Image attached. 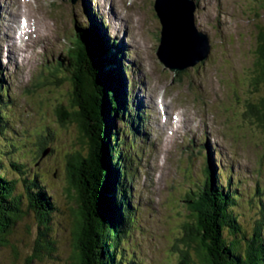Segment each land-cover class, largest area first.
I'll list each match as a JSON object with an SVG mask.
<instances>
[{"label":"rangeland","instance_id":"rangeland-1","mask_svg":"<svg viewBox=\"0 0 264 264\" xmlns=\"http://www.w3.org/2000/svg\"><path fill=\"white\" fill-rule=\"evenodd\" d=\"M1 1L0 20L7 22V32L16 33L21 17H27L29 12L37 17L36 21L33 16L36 24L29 46L20 41L18 43L23 67L18 69L11 65L6 66V60L10 62L18 59V53L6 55L0 48V78L5 81L4 87L7 86L10 92L7 105L11 106V115L13 119L16 118L17 130L20 131L21 139L23 138V145L16 149L23 151L26 157L19 154L15 158L24 162L26 169L30 171L29 177L40 175L43 178L58 211L48 226L46 240L49 248L51 242L54 245L50 254L43 248L37 253L35 251L40 225L37 215L30 212L14 225L7 237L8 242L0 247V264H74L72 257L75 254L73 233L75 226L72 209H77V204L75 201L72 202L70 197L74 191L72 193L70 190L72 188L67 162L69 154L72 155L76 151L83 154L84 152L77 142L74 128H71L72 136H69L57 117L58 103L67 101L61 90L59 78L62 75L57 65L61 62L59 57H66L65 49L70 48L71 42L73 44L77 20L81 18L86 20L89 17L91 21L97 23V18L99 23L108 26V30L103 33L105 35L111 33L112 36V28L123 21L116 18L112 22L111 19L110 21L106 19L104 13L101 14L99 4L105 3V0L89 2L85 0L93 19L91 15L79 16L75 7L82 6L72 1L71 4L68 0L45 2L31 0L36 2L35 6L27 3L26 12L23 6L11 11L10 20L2 17L9 12L10 0ZM116 1L114 8L119 17L121 14L119 10L122 11V8L124 11L126 8L133 9L136 12L134 25L138 24L135 40L139 42L129 54L121 46L124 64L131 65L126 78L127 91L133 96L131 98L134 103L136 102L133 117L137 116L140 102L137 95L141 94V90L151 96L154 102L163 98L165 106H174L177 109L176 112L171 111L176 115L173 118L174 123L176 125L179 123L178 120L181 121L178 125L183 130V115L189 123H192L193 117L195 118L187 134L180 130L179 140L176 142L172 138V126L168 128L172 133L169 140L161 130L162 127H157V142L153 143L158 115L151 112L148 103L145 106L146 100L140 102L147 111L148 120L144 121L142 135L138 136L135 142L133 136L127 133L128 143L122 151L124 154L129 152L130 155L129 159L125 158V163L129 166L128 177L133 176V183L129 184L130 189L127 190L131 203L136 207L132 208L135 212V225L131 227L132 232L126 242H131L132 246L137 244V248H132V251L144 264H179L185 253L198 263L197 246L194 244L188 246L184 236L186 228L195 223L192 208L187 200L196 198L200 193L207 169V167L204 169L205 155L208 156L207 160L213 159L215 168L223 172L226 178L232 177L238 182L235 188H239L238 195L241 197L240 206L244 214L241 220L248 235L253 233L254 224L261 220L260 213L264 203V134L244 116V105L249 89L245 70L250 63L249 48L254 43L256 33L254 24L255 19H258L255 14L256 12L262 14V6L259 4L261 0H208V2L202 0L198 6L194 3L198 30L208 34L211 54L207 60L184 71H172L159 59L162 24L154 9L156 1ZM11 7L14 10L13 4ZM44 27L48 29L45 30ZM118 31L120 34V28ZM34 33H42L44 36L41 39L36 37L34 40ZM45 33L49 34V40ZM126 35L127 32L121 37L123 41ZM119 38L117 42L120 41ZM111 50L112 53L117 52L115 47ZM133 77L134 81L138 78L137 88H133ZM204 100H207L208 104L204 103ZM137 120L140 124L138 118ZM200 125L208 126L210 139L207 138L208 141L203 145H195L197 142H194L190 150L189 143L197 136L196 130ZM7 127L10 136L12 129ZM119 128L122 131L124 127L119 123ZM50 136L54 138L51 145L49 144L53 152L49 151L37 160L41 148L39 140ZM2 139L0 134L1 143ZM131 143L132 145L135 143L133 150L128 148ZM154 148L157 150L160 148L159 154L154 153ZM10 150L7 148L8 154ZM139 150L146 151L141 155ZM151 163L155 165L152 167L155 173L147 172L145 169V166L150 168ZM9 175L13 177L16 173ZM177 176L178 182H181L179 185L173 182ZM224 181L222 180L223 183ZM17 188L19 193L27 195L21 182ZM27 204L26 202L23 208H27ZM89 222H92V219H89ZM262 234L264 235V228ZM29 260L31 262L27 263Z\"/></svg>","mask_w":264,"mask_h":264},{"label":"trees","instance_id":"trees-1","mask_svg":"<svg viewBox=\"0 0 264 264\" xmlns=\"http://www.w3.org/2000/svg\"><path fill=\"white\" fill-rule=\"evenodd\" d=\"M259 4L262 14H255L258 19L254 24L256 33L249 48L250 63L245 70L249 89L244 116L264 134V0ZM82 29L79 28L78 39L74 40L77 50L71 52L68 48L66 57H60L61 62L57 65L60 74L70 73L67 76L70 79L77 73L72 69L83 57L93 77L91 102L88 103L86 98V106L91 112L89 120L95 131L92 142L87 136L86 120L81 114L77 121L82 141L91 150L83 151L84 154L80 151L69 154L67 162L70 190L74 191L70 197L79 209H72L75 226V254L72 258L74 264H144L132 251L137 244L132 246L131 242H126L132 232L131 227L135 225V212L132 211L134 205L127 190L130 188L127 185L129 166L125 158L129 159L130 155L122 151L128 143L127 133L134 139L137 137L130 119L133 110L128 104L127 87L123 86L126 77L121 70L119 55L112 56L107 42L99 41L90 32L85 35ZM118 51L121 53L120 47ZM8 94V89L0 83V134L3 137V144L0 141V247L8 242L7 237L14 225L24 215L34 212L40 225L35 251L37 253L43 248L49 253L54 245L51 242L49 248L47 232L51 218L58 211L57 205L43 178L40 175L29 177L30 171L24 162L15 158L24 154L17 151L23 145V138L11 131V139L7 133L11 115L2 111L6 110ZM56 113L61 127L72 136L71 113L64 109ZM119 123L126 131L124 128L121 131ZM51 135L54 136L53 133ZM53 136L39 140L41 148L37 160L49 151L53 152L49 147ZM7 148L11 149L9 154ZM128 148H134L132 143ZM206 167L200 193L196 198L187 200L195 223L186 228L184 236L188 246H197L199 260L197 263L185 253L179 264H264V203L261 220L254 224L253 233L248 235L241 220L244 214L239 188H235L238 182L218 171L213 159L207 160ZM9 173L16 175L11 177ZM222 180H225L224 183ZM20 182L25 187L26 196L17 190ZM26 202L27 208H23Z\"/></svg>","mask_w":264,"mask_h":264},{"label":"water","instance_id":"water-1","mask_svg":"<svg viewBox=\"0 0 264 264\" xmlns=\"http://www.w3.org/2000/svg\"><path fill=\"white\" fill-rule=\"evenodd\" d=\"M155 10L163 26L161 45L158 56L161 62L172 71H184L194 67L201 61L206 60L211 53L209 37L199 32L195 25L196 8L189 0H156ZM77 32H79L77 30ZM70 51L77 50L71 42ZM80 54V53H79ZM85 58V57H84ZM87 58V57H86ZM85 58V59H86ZM77 73L73 77L61 74V90L64 92L67 101L58 103L56 111H66L72 115V129L77 138L81 151L89 152L85 143L82 141V132L77 121L79 116L86 120L87 136L92 142V135H95L94 125L90 123L91 112L86 106L91 102L93 91V77L90 74L89 64L83 57L76 65ZM94 124L95 121H94ZM98 133H96L97 136ZM99 143L97 142V148ZM91 150V149H90ZM97 150V149H96ZM78 209V206H77ZM79 210V209H78ZM86 223V222H85Z\"/></svg>","mask_w":264,"mask_h":264},{"label":"bare ground","instance_id":"bare-ground-1","mask_svg":"<svg viewBox=\"0 0 264 264\" xmlns=\"http://www.w3.org/2000/svg\"><path fill=\"white\" fill-rule=\"evenodd\" d=\"M73 3H75L76 5H81L82 7H75L76 8V10L79 12V16H81V14H83V17H85V15L86 16H88V15H91L92 13H91V11L89 10V8H88V4L85 2V0H71ZM90 0H88V2H89ZM91 1H93V0H91ZM134 0H131V2H133ZM189 1H191L192 3H193V5H194V3H196V6H198L199 4H200V2L202 1V0H189ZM2 1L0 0V3H1ZM36 2H37V0H36ZM36 2L34 3V2H32L31 0H10V3L8 4L9 5V7H10V9H9V12H7V15L6 16H2V17H4L5 19H7V20H10V12L11 11H15V10H17V9H19L20 7H22L23 6V10L26 12V8H25V5L27 4V3H29L30 5H36ZM44 2H45V0H44ZM206 2H208V0L206 1ZM85 3H86V5H85ZM13 4V6H14V10L12 9V7H11V5ZM92 4H93V2H92ZM117 4V1L116 0H105V3H102V4H99V6H100V8H101V14H105L106 15V19H108L109 21H110V19L112 20V22L113 21H115V19L116 18H118V19H120L121 21H123V23H119L117 26H115L114 28H112V34H113V36H115V38L111 35V33L110 34H107L106 36L104 35L103 36V32H101V30L100 31H96L93 27H95L96 25L94 24V22H93V20L91 21V19L89 18V17H87L86 18V20H82V18L81 19H79V20H77L76 21V26H75V28H77V30H79V26H78V24H79V22L81 23V25H82V28H83V30H84V34L85 35H88V32H90L93 36H95V38L96 39H98L99 41H100V39L102 40V41H105V42H108V41H112V42H114V41H116L115 43H116V45L118 46V47H120L121 48V53L123 52V50H122V47H123V49L129 54L130 53V50L133 48V47H135V45L139 42V41H136L135 40V38H136V31H138L136 28L138 27V24H136V25H134V22H136V12L133 10V9H131V10H126L125 9V16L124 15H122V12L119 10V12L121 13L120 14V17H119V13L117 12V10L114 8V5H116ZM208 4V3H207ZM94 5V4H93ZM95 6V5H94ZM98 6V7H99ZM155 6V5H154ZM195 6V5H194ZM261 6V5H260ZM97 8V7H96ZM196 8V7H195ZM198 8V7H197ZM154 9H155V7H154ZM156 11V10H155ZM157 14V13H156ZM33 14H31V12H29V15L26 17H21V20H20V23H19V25H18V30H17V32L16 33H12V32H7L6 31V26L8 25V24H6L7 22L6 21H2V20H0V24H1V30H0V48L6 53V55H8L9 53H18V55H17V60H15V61H10V62H8L7 60H6V63H5V65L6 66H8V65H11V67H15V68H18V69H20L21 68V66L23 67V60H22V58H21V55L19 54V49H20V47L18 46V43H19V41L22 43V44H25L27 47L29 46V43H30V41H31V36H32V34H33V30L35 29V24H36V22H35V20H34V18H33ZM131 16H133V19H131ZM157 16H158V14H157ZM35 17V19H36V21H37V17L36 16H34ZM194 17H195V14H194ZM1 18V17H0ZM123 18L125 19V20H123ZM98 20L96 19V22H97ZM120 21V22H121ZM127 21V22H126ZM129 21V22H128ZM22 22H26V24L24 25V26H22ZM127 23V24H126ZM127 26H128V29H127ZM19 27H20V30H19ZM118 28H120V30H121V32H120V34H119V31H118ZM44 29L45 30H47L48 28L47 27H44ZM10 30H11V27H10ZM162 31H163V26H162ZM6 32H7V34H6ZM64 32H67V30H64ZM109 32V31H108ZM125 32H127V35H126V37H125V39H124V41H123V39L121 38L122 36H125ZM201 33H203L204 35H206V32H201ZM99 34H101L102 36H100ZM119 34V35H118ZM48 33H45V36L47 37V39L49 40V38H48ZM44 35L42 34V33H39V34H36V33H34V37H33V39L35 40L36 39V37H38V38H42ZM78 36H79V32H76V34L74 35V38H73V40H75V39H78ZM160 36H161V38H162V35H161V33H160ZM118 37H120L119 39H120V41L119 42H117V39H118ZM107 38H109V39H107ZM160 38V39H161ZM121 42H122V44H121ZM109 43V42H108ZM107 43V44H108ZM122 46V47H121ZM19 47V48H18ZM112 47H114V46H112ZM4 48H6V50L4 49ZM110 48H111V46H110ZM22 51V50H21ZM113 53H114V56H116V53L113 51ZM112 53V54H113ZM118 54V53H117ZM63 57V56H62ZM60 58V57H59ZM207 60V59H206ZM202 62V61H201ZM129 63H131V62H129ZM128 64V63H127ZM1 65V64H0ZM136 76V75H135ZM136 79V78H135ZM138 79V78H137ZM135 80L134 81V77L132 78V80H133V82H134V84H133V88H137V86H136V83H138V80ZM125 84H123V86L124 87H128V83H127V81L125 80ZM146 86V85H145ZM144 86V87H145ZM140 95H137V98H138V100L141 102V103H143L144 102V100H146V102H145V106H146V103H148L149 104V109L151 110V112L152 113H154V114H156V115H158V117H157V119H156V125H155V129H154V136H153V143H156L157 142V132H156V129H157V127H162V131L165 133V135H166V138H167V140H169L170 139V134H172L170 131H169V127H171L172 126V130H173V140L176 142L177 140H179V138H178V133L180 132V130H182L184 133H188V130H189V126L192 124V123H194L195 122V118L193 117V119H192V123H189L188 121H187V118L183 115V122H182V124H183V126H184V130L182 129V127L181 126H179L178 124L179 123H181V121H179L178 119V124H176L175 125V123H174V117L176 116V115H173V113H171V111H177V109L174 107V106H172V107H169V106H165V99H161V101H160V99H156V102H154L153 101V98L151 97V96H149L148 94H144V91H141L140 90ZM127 94H128V96H130L129 95V91H127ZM132 96V95H131ZM133 97V96H132ZM143 97V98H142ZM145 98V99H144ZM135 99V98H134ZM127 100H129V99H127ZM136 100V99H135ZM139 102V106H140V108H139V106L137 107V116L136 117H134V118H136V121H138L137 120V118L140 120V122H141V115H142V117L144 116V119L145 120H148V114H146V113H144V111H146V110H143V109H145L144 107H142V104ZM204 103H206V104H208V101L207 100H204ZM198 104L200 105L201 104V102H198ZM160 106L162 107L161 109H160ZM178 108V107H177ZM198 109H201V108H198ZM162 111V112H161ZM2 112H4V111H2ZM134 112V111H133ZM132 112V113H133ZM197 113H199V112H197ZM209 114V113H208ZM132 116H133V114H132ZM208 117H210V115L208 116ZM159 118H160V120H159ZM200 118V117H199ZM201 118H203V116L201 117ZM200 118V119H201ZM163 127H166V129L165 128H163ZM177 128H179V130L177 131ZM196 132H197V136L195 137V139H191V142L189 143V147H190V150L192 149L191 148V146L193 145V143L194 142H197V143H195V145H197V144H199V145H203L204 143H205V141L207 142L208 140H207V138L208 139H210V137H209V129H208V126L207 125H200V127H199V129H197L196 130ZM137 135V134H136ZM195 140V141H194ZM209 144V143H208ZM134 145H135V143H134ZM159 146V145H158ZM140 149V148H139ZM159 150H160V148H159ZM159 150H157L156 148H154V153L155 154H159ZM140 151V150H139ZM146 150H142V151H140L139 153H141V155L145 152ZM141 155H140V158H141ZM161 156H163V155H161ZM161 161H163V159H162V157H161ZM155 165L153 164V163H151L150 164V168L148 167V166H145V169H147V172H150V173H155V171H152V167H154ZM233 168V167H232ZM155 170H156V168H155ZM147 174V173H146ZM152 175V174H151ZM178 180H179V178H178V176L176 177V180H173V182H175L177 185H179L181 182H178ZM133 222V221H132ZM134 223V222H133ZM136 227V226H135ZM135 229V228H134Z\"/></svg>","mask_w":264,"mask_h":264},{"label":"snow or ice","instance_id":"snow-or-ice-1","mask_svg":"<svg viewBox=\"0 0 264 264\" xmlns=\"http://www.w3.org/2000/svg\"><path fill=\"white\" fill-rule=\"evenodd\" d=\"M26 24V22H22V26H24Z\"/></svg>","mask_w":264,"mask_h":264}]
</instances>
